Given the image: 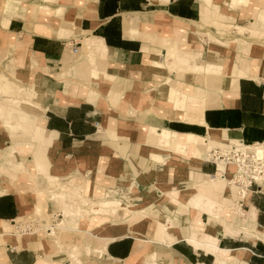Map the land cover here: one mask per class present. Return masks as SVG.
Here are the masks:
<instances>
[{"label": "crops", "instance_id": "obj_1", "mask_svg": "<svg viewBox=\"0 0 264 264\" xmlns=\"http://www.w3.org/2000/svg\"><path fill=\"white\" fill-rule=\"evenodd\" d=\"M231 1L0 0V49L41 127L0 120V264H264V181L230 214L233 168L205 159L264 144V0ZM69 175L120 206H71L59 242L17 238L18 218L63 216L51 193Z\"/></svg>", "mask_w": 264, "mask_h": 264}, {"label": "rangeland", "instance_id": "obj_2", "mask_svg": "<svg viewBox=\"0 0 264 264\" xmlns=\"http://www.w3.org/2000/svg\"><path fill=\"white\" fill-rule=\"evenodd\" d=\"M246 1L247 0H242V2L240 3H237V2L233 3L232 1L231 2L233 5H235V4L245 3ZM219 26H225V25L219 24ZM225 27H228V26H225ZM10 59L11 58H10V54L8 50L0 49V120L5 127L13 128L14 126H16L14 122L12 123V116L15 114L18 117L17 119L18 123H16L18 124V126L28 124V128L34 131V128L36 125H32V123H27V120H26L27 118L26 111L30 110V107L33 106V101L31 99L35 95L34 88L32 85L28 86V85L22 84L21 82L15 79V74L13 71L14 65L9 64V61L12 62V60ZM14 110H16L17 113H15ZM23 120L26 121L25 124H23L22 122ZM33 140H35V138H33ZM201 145L204 146V144H201ZM198 150L201 151L202 149L198 148ZM197 155H199V153ZM33 178H34V182H36L35 177ZM100 178H101L100 176L96 177L97 180H99ZM48 179L56 183V181H54L55 180L54 178L48 176ZM76 179L77 178L75 176L69 175L65 180L61 182L59 181V185H58L59 189L51 193L52 196L55 197V199H53L54 201L57 202L61 200L60 202L62 204L67 205L63 209V216L62 215L57 216L58 214H54L52 216H44L41 211L37 210L36 215H35L36 221L34 222H32L31 220L28 221L27 220L28 218H18L16 221V229H14L16 232L15 234L19 233L17 234V238H24L28 236L30 238H38V237L39 238H54V239H57L59 242V238L62 237V235L63 237L66 236V234L61 228V225L64 223L62 221L64 216L66 217L67 215L70 214L69 208H72L71 206H74V207L76 206L75 209L82 208V210L80 209L81 212L78 213V215L87 214V213L93 214V216L95 217L100 216L101 220L105 219L107 215L112 214L120 206V202L123 199L122 193L116 192V191H108L105 194V192H100L101 190L96 188L95 193H94L95 197L90 200L89 198L85 196H84L85 198L81 196L79 190L76 188V181H75ZM76 196H77L76 200H78L79 202L75 201ZM58 197H60L61 199H59ZM118 197L120 198L119 201L116 200V198ZM231 199H232L231 201L227 202L228 203L227 205H229L230 207L228 209L229 210L228 212L230 213L232 211L234 213V211L236 210L235 208L237 207L235 206L236 201H234L233 198ZM102 201H108L109 203L115 202V205L117 206L112 205L110 207H107L106 210L104 211L101 210L98 212H94L96 208L98 209V206L101 204ZM73 202H74V205H73ZM78 203H80V206L75 205ZM53 211H56V209L50 210V213H53ZM233 213H230V214H233ZM74 214L77 215V213H75V210H73V215ZM24 219H26L27 221H24ZM42 220L45 221L46 225L51 226L53 224L56 226L57 229L53 230L54 232L53 235H47L45 230L39 229L43 227ZM25 226L29 227V229H26ZM26 234H28V236ZM2 241L3 240L1 239V242ZM151 263L147 262L146 264H151ZM113 264H119V262L118 263L116 262Z\"/></svg>", "mask_w": 264, "mask_h": 264}, {"label": "built area", "instance_id": "obj_3", "mask_svg": "<svg viewBox=\"0 0 264 264\" xmlns=\"http://www.w3.org/2000/svg\"><path fill=\"white\" fill-rule=\"evenodd\" d=\"M205 152V159L213 162L216 166H233V171L227 178V182L232 191L231 197L239 205L245 196L251 192L254 184L264 181V144L262 143L246 144L243 141L217 143L207 147ZM222 177H224L223 174ZM31 221H36V218ZM42 222L43 227H45L39 229L53 235L56 226L53 224L51 226L46 225L43 220ZM25 228L29 229L27 226ZM66 264L76 263L68 261Z\"/></svg>", "mask_w": 264, "mask_h": 264}, {"label": "bare ground", "instance_id": "obj_4", "mask_svg": "<svg viewBox=\"0 0 264 264\" xmlns=\"http://www.w3.org/2000/svg\"><path fill=\"white\" fill-rule=\"evenodd\" d=\"M23 122V124H25L26 123V121L25 120H23L22 121ZM41 130V127H40V125H36L35 126V128H34V131H33V133H34V136H36L37 138L40 136V131ZM39 140V139H38ZM229 167L230 168H233V166L232 165H229ZM63 180V179H62ZM65 180V179H64ZM69 183V182H68ZM68 183H66V184H68ZM65 184V183H64ZM68 188V187H67ZM72 188V187H71ZM71 192V191H70ZM58 195V194H57ZM51 196V195H50ZM59 196V195H58ZM59 199H61L60 197H58ZM81 198V197H80ZM82 199V198H81ZM61 201V200H60ZM70 201V200H69ZM72 202V201H71ZM73 209L75 210V213H80L81 212V210L80 209H75L74 207H73ZM84 213H85V211H84ZM88 214V213H87ZM80 215V214H79ZM49 235V234H48Z\"/></svg>", "mask_w": 264, "mask_h": 264}]
</instances>
